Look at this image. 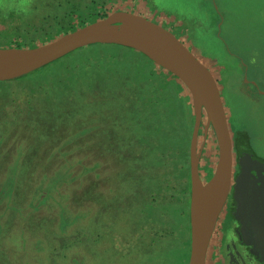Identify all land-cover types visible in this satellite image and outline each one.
Returning <instances> with one entry per match:
<instances>
[{"label": "rangeland", "instance_id": "1", "mask_svg": "<svg viewBox=\"0 0 264 264\" xmlns=\"http://www.w3.org/2000/svg\"><path fill=\"white\" fill-rule=\"evenodd\" d=\"M91 1L72 0L80 3L72 16L68 15L73 8L68 0H0V48L35 47L118 10L146 16L181 36L219 85L234 143V191L219 217L206 264H264V178L259 182L253 173L262 171L264 175V0H97L95 6L89 5ZM218 8L220 15H216ZM70 26L76 28L68 30ZM99 46L103 48L86 46L91 48L86 53L98 51L112 56L110 60L117 54L114 65L122 81L133 78L137 65L147 60L136 49ZM92 54L55 61L37 78L36 73L24 80L0 82V264H177L176 251L190 255L192 91L178 78L183 85L181 95L190 97L191 131L187 135L185 118L179 113L175 139L187 135L185 144L182 140L176 147L180 160L175 154L177 163L172 164L169 158L168 166L165 162L166 166L156 168L149 157L142 159L125 151L127 139L135 142L139 138L138 133L126 134L121 125L131 106L132 90L120 91L118 98L106 86L111 80L103 83L95 77L91 88L88 80L100 74L96 68L104 64ZM77 60L90 63L79 80L64 74ZM104 61L106 65L109 59L104 57ZM106 71L107 75L115 72ZM246 80L251 84L247 91L241 86ZM145 96L148 100V92ZM109 108L121 116L105 112ZM198 153L199 176L205 187L219 160L217 137L206 114ZM125 155L132 160L129 171L122 161L127 164ZM181 161L186 162L183 171L177 166ZM120 165L124 168L118 172ZM119 179L124 180L121 194L132 201L112 195L111 184H118ZM150 185L157 186L159 197L143 221L141 216L146 215L140 211L149 199L146 190ZM47 191V204L64 205V225L55 205L41 206L39 200ZM13 203L20 208L30 203L24 211L38 207V215L23 212L26 221L20 225L19 212L6 210ZM247 204H251L260 228L250 236L244 232ZM118 208L134 212L135 218L126 214L124 219ZM135 210L140 211L137 214ZM140 224L149 232L143 233ZM157 230L158 246L153 245L151 235ZM23 242L29 250L36 244L38 252L23 254ZM158 247L159 253L147 256Z\"/></svg>", "mask_w": 264, "mask_h": 264}, {"label": "water", "instance_id": "2", "mask_svg": "<svg viewBox=\"0 0 264 264\" xmlns=\"http://www.w3.org/2000/svg\"><path fill=\"white\" fill-rule=\"evenodd\" d=\"M130 26L128 32L113 27ZM92 44H115L136 49L175 74L192 91L195 123L190 144L191 249L188 264H206L208 250L233 180L234 143L219 85L211 70L170 28L146 16L118 10L55 40L27 48H0V82L21 78ZM212 125L219 145V160L213 179L205 187L199 176L198 138L204 115ZM213 192L199 202V191Z\"/></svg>", "mask_w": 264, "mask_h": 264}, {"label": "trees", "instance_id": "3", "mask_svg": "<svg viewBox=\"0 0 264 264\" xmlns=\"http://www.w3.org/2000/svg\"><path fill=\"white\" fill-rule=\"evenodd\" d=\"M60 2V5H62V2ZM68 4H71L73 8H71L72 10L68 11V15H75L76 12L74 9H76V6H79L80 3L78 2H74L72 3V0L67 2ZM98 4L97 0H93L91 1V3H89V5L91 6H95ZM89 9V8H88ZM87 9V10H88ZM91 18H88L86 20H90ZM86 20H84L85 22H83L81 25H84L86 23ZM92 21V20H90ZM75 26H70L68 28V30H73L75 29ZM65 30V29H64ZM93 48L97 49V48H103L99 45H106V44H92ZM89 45L88 47L92 46ZM98 45V47L96 46ZM120 46V45H117ZM79 48L71 53H69L68 55H66L65 57L61 58L64 59L70 55H74L77 54L78 57L77 59L83 57V56H79V54L81 53H85V57L90 56L92 53L94 52H90L89 54L86 53V51H90L91 48ZM124 47V46H122ZM128 48L130 50H133L132 48L129 47H125ZM102 52L104 50H101ZM77 52V53H76ZM79 52V54H78ZM138 52L139 54H141L143 57H145L147 60H145L144 62H140L139 65H137L136 70H134L135 74L131 75L133 78H131L130 80L125 79L124 81H122V78L119 76V73L121 74V72L116 70V66L114 65L115 63H117L118 61V57L117 54L116 57L113 60H110L111 57L102 56V53H99L98 51L95 52L94 54H92L94 57H97L100 62H103L104 64L100 63V67H97V71L100 74H97V76H93L92 78H90L88 81L91 82V84L89 85L91 88L93 87V78L95 77L97 80L99 79L100 81H102L103 83L106 81L108 82V80H111V84H107V88L115 95H117V97L119 98V93L120 91H126L128 92L129 90H132V93L129 96V102L131 104V106H129V108L125 111V113L127 114L126 119L122 121L121 125L122 127H124V132L126 134H128L127 132H129L130 134H135L138 133V140L134 141H129L128 139L127 141V145L125 146V151L127 152V154H129L131 156V154L133 155H138V157H141L142 159L145 157H149L151 160V164H153V166H156V168H158L159 166H166L164 165V163L166 162V160H168L169 158L172 160L171 163H177V161H175V152H176V147L178 146V144H181V142H183V145L185 144V140H187V135L189 134V132L191 131V123H190V103L188 102L190 100V97L188 96H183L181 95V91L183 89V85L182 83L179 81L177 76H173L171 75V73L165 72L163 69L158 68L157 65L151 60L149 59V57H147L145 54L141 53L140 51H135ZM120 53V52H118ZM120 55V54H119ZM104 57L109 59V62L106 63L105 65V61H104ZM59 59V60H61ZM57 60V61H59ZM56 61V62H57ZM54 62V63H56ZM51 63L48 66L54 64ZM94 65V64H93ZM97 64H95L96 66ZM90 68V63L89 60L86 61V63H83L79 60H77L75 62V66H67L65 68L66 73H64L65 75H71V76H75L78 77V80L80 78L83 77V75L85 74V72ZM44 68L35 71L31 74H28L26 76H23L21 78H18L17 80L21 79L24 80L26 78H29L30 76L34 75L37 73V76H35V78H37L38 76H40L42 73H44L45 71H43ZM106 69H114V73L110 72L107 75V71ZM40 72V73H39ZM95 72V71H94ZM62 73H59V75ZM102 76V78H100ZM124 76V75H123ZM34 77V76H33ZM160 77H162L163 79H161L159 84L157 83V79H159ZM53 82L56 81L54 78ZM124 79V78H123ZM62 81H65L64 79ZM75 81V80H72ZM131 81V82H130ZM71 82V81H68ZM4 83V82H3ZM55 83V82H54ZM98 88V87H97ZM137 92H141L140 94ZM148 92V100H146V93ZM189 103V104H188ZM105 112H109L110 114L113 112L114 114H116L117 117L121 116V113L118 110H111L110 108L107 109ZM182 113L184 118H185V127L187 129V135L186 137H184V139L177 141L175 139V120L178 119V114ZM149 136V137H153L154 139H144L141 136ZM116 145V143H115ZM187 146V145H186ZM172 149V150H171ZM171 150V151H170ZM181 152V151H180ZM125 157L127 158L125 163L124 160L123 164L126 166V168L130 169L131 167V162L132 160H130L127 155H125ZM180 157H182L180 155ZM176 160H180L179 159V155L176 154ZM186 162L181 161L180 164H178L177 166L180 167L179 169H183L185 168ZM167 166L169 165V163H167ZM123 166V165H122ZM121 165L118 168V172L119 170H121L122 167ZM152 168V167H151ZM169 167L166 168V170ZM153 169V168H152ZM151 169V170H152ZM155 169V168H154ZM153 169V170H154ZM181 171V172H182ZM119 175V174H118ZM255 175L257 176L258 181H261V173L256 172ZM48 176V175H47ZM52 178V177H49ZM189 180V177H188ZM123 179H119V183H113L111 184L112 187H115L117 189H113L112 187L110 188V191L112 193V195L115 196H122L121 200L124 201V197L126 200L132 201V197L130 196H124V194L121 190V188L123 187ZM14 182H15V177H14ZM14 184V183H13ZM15 185V184H14ZM149 188V189H148ZM146 193L148 195L149 199H145L146 203L144 204L145 207L140 211L138 210V212L140 211L141 214L146 215L141 216L143 221H145L146 219H148L147 217L149 216V213L152 212V210L154 209V207H156V203L158 201V197H159V189L157 188V186L154 185H150L148 186ZM12 191V190H11ZM13 193V192H12ZM147 195H145L144 197H147ZM12 195L10 196L11 199ZM110 198V197H109ZM50 199V192L47 191L46 194L41 198V200H39V202L41 203V206L46 205L47 201H49ZM142 200H144V198H141ZM173 200V197L171 198ZM13 199H11L12 201ZM149 200V201H148ZM174 201V200H173ZM108 203V202H107ZM13 203L11 206L8 205L6 210H14L19 212V214L22 216V219H20L19 223L20 225H23V223L26 221L25 218L26 216L23 215L24 213L28 214V215H36V213L38 212V207H35L34 205H32L35 208H30L29 212H25L24 210H26V208L28 209L30 203H26L24 208H20L17 207V204ZM57 208L59 210V214H60V219L61 221H59L60 223H62V225L65 224L64 221V212H65V207L62 204L57 203V205L55 203L53 204H47V207H51V208ZM160 205V204H159ZM27 206V207H26ZM119 211H121L123 213L124 219L127 216L126 214H131L132 217H134V212H127L124 208H118ZM7 211V212H8ZM118 211V210H117ZM136 211V210H135ZM24 212V213H23ZM137 212V211H136ZM137 212V214H138ZM27 215V216H28ZM38 215V213H37ZM75 216H78L77 214ZM74 216V220L75 219ZM83 218L84 216L81 215ZM111 218V215L109 216ZM135 218V217H134ZM140 230L145 233V232H149L146 226L143 227L142 224H140ZM22 232V229H21ZM47 233H49L48 231H46ZM151 235L153 236V245H157L159 243H161L159 241L158 235H159V230L155 231V233L151 232ZM28 244V243H27ZM25 242H23V245H25V250L23 252V254H25L26 252L28 254H34L38 252V246L36 244L33 245V247H31V250L28 249V247H26ZM27 248V251H26ZM161 247H158V249H153V251H151L147 256H155V253H159L161 251L160 249ZM21 252V251H20ZM177 260L175 263L177 264H188V251H186V253L184 252H177ZM29 263V262H27ZM169 264H173L172 262H169Z\"/></svg>", "mask_w": 264, "mask_h": 264}, {"label": "flooded vegetation", "instance_id": "4", "mask_svg": "<svg viewBox=\"0 0 264 264\" xmlns=\"http://www.w3.org/2000/svg\"><path fill=\"white\" fill-rule=\"evenodd\" d=\"M165 26V25H164ZM167 27V26H166ZM173 31V30H172ZM174 32V31H173ZM175 33V32H174ZM176 34V33H175ZM178 36V35H177ZM179 37V36H178ZM182 39V38H181ZM182 41L184 42V40L182 39ZM189 47V46H188ZM190 48V47H189ZM257 171H254L253 170V173L255 174ZM262 171H260V173H261ZM261 176H262V178H264V175H263V172L261 173ZM257 178V177H256ZM261 178V179H262ZM234 181L235 180H233V183H234ZM232 190H233V184H232V186H231V190H230V194H229V197H230V195H231V192H232ZM250 190H251V188H250ZM234 191V190H233ZM229 197H228V199H229ZM228 199H227V202H228ZM227 202H226V204H227ZM226 204H225V206H226ZM225 206H224V208H223V210H222V212L224 211V209H225ZM244 207H247V209H246V211H245V217H244V221H245V223H244V226H245V229H244V232L248 235V236H250L253 232H255V230L256 229H258L259 230V232H260V228H259V225L257 224V220H256V216L253 214V210H252V206H251V204H247V205H245ZM263 208V207H262ZM218 224V223H217ZM216 230V229H215ZM215 232V231H214ZM214 235V234H213ZM212 241V240H211Z\"/></svg>", "mask_w": 264, "mask_h": 264}, {"label": "bare ground", "instance_id": "5", "mask_svg": "<svg viewBox=\"0 0 264 264\" xmlns=\"http://www.w3.org/2000/svg\"><path fill=\"white\" fill-rule=\"evenodd\" d=\"M113 31H121V32H128L130 30V26L123 25L122 27H113ZM213 192V189L211 187H208L207 189L202 188L201 191H199V202L204 201L211 193Z\"/></svg>", "mask_w": 264, "mask_h": 264}, {"label": "crops", "instance_id": "6", "mask_svg": "<svg viewBox=\"0 0 264 264\" xmlns=\"http://www.w3.org/2000/svg\"><path fill=\"white\" fill-rule=\"evenodd\" d=\"M220 15V13H219V8H218V11H217V13H216V15ZM221 20L223 21V23H224V21H225V16H223L222 14H221ZM221 27H223V26H221ZM180 38H181V36H179ZM185 43V42H184ZM187 46H189L187 43H185ZM191 49V48H190ZM231 55H235V56H238V57H241V55L240 54H237V53H230ZM203 60V59H202ZM242 60L244 61V62H242ZM242 60H241V63H243L246 67H247V70L249 69V66H247L246 64L247 63H245V60L242 58ZM251 84L248 82V80H246V82L245 83H243V81H242V84H241V86H243L242 87V89L243 90H245V89H248L249 88V86H250ZM245 91H247V90H245ZM251 93V92H250ZM251 145H252V143H251Z\"/></svg>", "mask_w": 264, "mask_h": 264}]
</instances>
